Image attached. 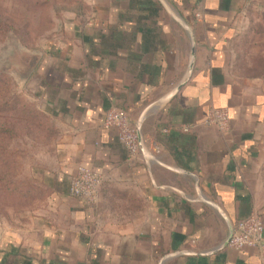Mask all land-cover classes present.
<instances>
[{
	"label": "crops",
	"instance_id": "obj_1",
	"mask_svg": "<svg viewBox=\"0 0 264 264\" xmlns=\"http://www.w3.org/2000/svg\"><path fill=\"white\" fill-rule=\"evenodd\" d=\"M253 2L65 8L23 88L56 135L43 152L51 193L24 229L0 234V264H264L258 249L223 247L249 215L264 225V77L236 65ZM110 108L139 125L151 158L129 159L103 129ZM210 108L228 111L227 131L203 125ZM78 166L103 176L93 206L70 196Z\"/></svg>",
	"mask_w": 264,
	"mask_h": 264
},
{
	"label": "rangeland",
	"instance_id": "obj_2",
	"mask_svg": "<svg viewBox=\"0 0 264 264\" xmlns=\"http://www.w3.org/2000/svg\"><path fill=\"white\" fill-rule=\"evenodd\" d=\"M61 1L0 0V20L14 25L13 31L4 37L0 36L1 80L9 79L15 94L30 105L32 104L23 91L28 80L21 81L20 75L16 74L21 68L19 56L27 52L36 53L44 41L57 32L54 21H59L65 8L72 7L75 3V0H67V3ZM249 16L252 26L236 49L237 70L246 76L264 77V0H255L252 3ZM5 86L6 84L0 82V99L5 98ZM4 121H11L17 129H22L24 124L30 123L16 115L0 113V123ZM38 123L40 125L36 126L30 135L21 130L20 137L13 143L17 152L13 169L18 173L17 179L20 183L33 179L40 182L44 171L47 170L43 165L50 162V157L44 156L43 152L56 135L48 118H45V121L38 119ZM2 171L3 167L0 166V174L4 173ZM43 179L46 184L48 178L45 176ZM34 187L37 197L33 198L32 203H28L24 197H12L0 190V234L5 230L16 232L24 229L29 214L42 205L43 201L38 202V199L43 195L45 188L40 185Z\"/></svg>",
	"mask_w": 264,
	"mask_h": 264
},
{
	"label": "built area",
	"instance_id": "obj_3",
	"mask_svg": "<svg viewBox=\"0 0 264 264\" xmlns=\"http://www.w3.org/2000/svg\"><path fill=\"white\" fill-rule=\"evenodd\" d=\"M202 123L206 127H213L221 132L227 131L228 111L223 108H210ZM101 126L103 129H116L118 139L124 146L129 159H138L141 155L146 159L151 158L142 141L139 125L131 121L126 111L119 108L108 109ZM182 130L188 131L189 128L183 127ZM139 135L142 147L139 143ZM102 182L101 174L90 168L78 166L70 180V196L81 200L87 206H93L98 201ZM263 229L260 215L251 214L230 229L223 247L233 251L258 249L264 257Z\"/></svg>",
	"mask_w": 264,
	"mask_h": 264
},
{
	"label": "trees",
	"instance_id": "obj_4",
	"mask_svg": "<svg viewBox=\"0 0 264 264\" xmlns=\"http://www.w3.org/2000/svg\"><path fill=\"white\" fill-rule=\"evenodd\" d=\"M64 1H66V3L68 2L67 0H62L61 2L65 3ZM13 30L14 25L0 20V36L4 37L8 32ZM1 79L2 76H0V82L6 84V94L5 98L0 99V113L16 115L21 117L22 120H28L27 122L30 123L24 124L22 129H17L16 125L11 121L9 123L7 121L0 123V166L3 167L2 172H4L0 174V190L12 197H24L23 199H26L28 203H32L33 198L37 197L36 187L34 186L40 185L45 188L43 195L38 199V202H41L51 193L53 178L48 176L46 184L45 182H38L35 179H33V181L20 183L17 179L18 173H15L13 169L14 157L17 154L13 143L20 137L19 134L21 130H25L27 135H30L29 133L35 130L34 128H36V126L40 125L38 119L40 120L42 118L45 121L47 117L16 95L9 79ZM15 255H17V252ZM13 264L28 263L26 258L21 256Z\"/></svg>",
	"mask_w": 264,
	"mask_h": 264
},
{
	"label": "water",
	"instance_id": "obj_5",
	"mask_svg": "<svg viewBox=\"0 0 264 264\" xmlns=\"http://www.w3.org/2000/svg\"><path fill=\"white\" fill-rule=\"evenodd\" d=\"M40 60V55L36 53H22L19 56V63H20V69L17 70L16 74L20 75L21 81H26L31 73L33 72L35 66L37 65L38 61ZM139 143L142 147L141 138L139 135Z\"/></svg>",
	"mask_w": 264,
	"mask_h": 264
}]
</instances>
